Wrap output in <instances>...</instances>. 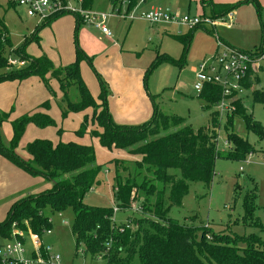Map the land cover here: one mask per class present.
<instances>
[{
  "label": "rangeland",
  "instance_id": "obj_1",
  "mask_svg": "<svg viewBox=\"0 0 264 264\" xmlns=\"http://www.w3.org/2000/svg\"><path fill=\"white\" fill-rule=\"evenodd\" d=\"M213 1L225 4V0ZM240 1L226 3L236 4ZM258 1L262 8L260 11H257V8L252 4L242 5L235 11V14L239 11L240 17L239 21L235 22V26H232L234 28L228 27V23L219 27L218 38L222 43L225 42L221 38L240 48H248L254 43H260L256 49L264 46L261 45L262 42L264 44V0ZM113 2L114 0H94L89 11L110 14L114 10ZM138 2L139 5L142 4V7H145L144 0H138ZM68 3L73 12L82 11L80 0H68ZM166 5L172 6L170 7L171 11L182 17H196L204 12L200 0H167ZM115 9L126 14L128 4L118 0ZM137 9L134 8L130 13L136 10L135 17L138 20L131 22L112 17L109 18L106 26L114 36L112 40L114 39L118 49H122L129 58L126 65L136 64L138 67L145 68L144 71L149 72L144 80V90L149 99L152 114L156 105L164 115L170 118H181L184 120V125H189L194 130L200 128L214 130L218 137V151L222 153H228L234 148L233 142L228 139L231 132L237 134L242 141L249 142L252 147L245 160L218 159L210 186L204 182H190L189 191L183 199L182 205L169 207L170 217L181 225L197 228L199 238L203 229L210 231L211 234H225L230 237L256 236L264 242V137L261 135L260 137L254 131H248L244 121L233 116L234 113L225 115L221 120L217 118V122H215V108H209L207 103L199 98V92L194 90L199 67L202 63L213 58L216 50L212 51V46L216 47L217 45L218 47V38L216 35L211 36L202 30H195L189 51L185 59L181 60L184 56V49L173 37L178 36L179 31L182 35L191 34V31L188 28L180 30L171 28L169 32L158 31L155 26L151 27L141 20V15L148 10L141 8L137 12ZM206 13L209 14V11ZM2 17L10 34L13 46L10 49L14 51L21 48L32 59L46 56L59 69L65 66L68 53H76L77 49L83 50L80 43V32L85 26L80 27L77 35L75 32L76 19L71 13L63 15L51 25L40 24L38 26L37 19L27 17L23 9H8L3 5ZM89 27L93 26H88L86 29ZM130 27L132 30L129 33ZM115 30H119V33H116ZM94 32L97 39L104 45L113 43L98 30L94 29ZM36 34L40 36L39 41L34 40ZM11 57L19 61L20 64L8 67V72L21 71L30 66L28 61L20 59L18 55L13 54ZM167 58H172L177 61V64L166 61ZM152 65L155 66L154 69H152ZM260 65L256 70L258 83L253 89L241 92L238 97L247 112L253 115L254 120L264 130V62ZM111 74L112 78H115L116 73L112 72ZM81 75L88 89L97 98L96 100H101L103 88L106 89V102L110 112L111 82L104 78L94 61L91 63L87 60L82 62ZM49 77L51 76L49 75ZM60 87L57 79L53 78H50L49 86L36 77H30L22 82L12 80L0 83V109L10 112L14 108L12 119L1 125L3 142L8 145L13 138L12 120L31 111H39L47 113L56 125L46 128L29 125L15 151L16 155L26 159L25 157L28 156L27 145L36 140H49L55 145L61 142H75L93 146L95 161L87 169L98 172L99 184L84 197L83 204L87 207L118 209L114 215L115 229H118L133 217L135 211L140 209L141 201L134 202L133 209L130 211L119 210V204L114 197L118 186L116 178L119 177L125 182L129 177V172L134 175L133 163L141 161V157L130 156L117 149L102 148L98 140L90 135L92 130H96V124H93V110L70 112L68 104L80 102L79 91L74 85H70L67 87V95H65ZM256 91H259L263 101L255 102L253 92ZM45 103L49 105L47 108H39ZM138 106L143 107V104H138ZM110 114L112 115V113ZM112 118L114 119L113 116ZM115 118L119 120L120 124L133 122V115L126 111L121 117L116 115ZM85 122H87V132L80 135L77 131ZM180 128L181 126L170 127L166 134ZM114 160H121L124 165L118 166ZM169 173L180 175V172L174 169H171ZM76 174V172L67 173L61 178L64 181H71ZM22 178L29 182L26 183ZM143 178L150 181L153 179V174L145 173L144 170L142 176L138 178L139 184ZM52 188V183L39 176L28 175L0 154V223L7 219L8 212L15 202L34 195L39 196ZM28 191H33V193H28ZM252 194L257 196L253 218L259 223L258 227L253 222L244 223L243 221L245 198ZM143 197L144 194L139 192L135 199L143 200ZM44 216L49 220L52 232L49 235L45 231L41 237L39 236L41 245L45 249H49L51 256H59L61 264H106L104 260H95L91 256L85 255L83 247H79L77 252L76 239L72 232L75 215L71 208L55 211L51 207H46ZM12 231L13 234L23 235L21 241L25 244V257L30 258L34 251L30 234H34V232L31 230L28 233H23L16 228H13ZM19 237L16 238L20 240ZM14 238L13 235L12 240ZM9 241L0 235V247ZM41 250L42 248H40Z\"/></svg>",
  "mask_w": 264,
  "mask_h": 264
},
{
  "label": "trees",
  "instance_id": "obj_2",
  "mask_svg": "<svg viewBox=\"0 0 264 264\" xmlns=\"http://www.w3.org/2000/svg\"><path fill=\"white\" fill-rule=\"evenodd\" d=\"M93 1L80 0L82 9L89 10ZM120 1L128 4L127 13L138 5V0ZM117 2L118 0H114V8ZM203 4L210 6L213 14L218 15L212 19L226 17L246 4H252L257 11L262 9L258 0H242L227 5H216L203 0ZM3 5L8 9L17 8L8 0H0V83L12 80L22 82L36 77L49 86V80L53 78L57 79L65 95L67 87L74 85L79 91L80 102L69 103L68 108L70 112L93 110V124H96V130L90 132L92 138L98 140L102 148L117 149L130 156L141 157V161L133 163L134 175L129 172L125 182L119 177L116 178L118 186L114 197L119 204V210L130 211L134 202H141L140 209L133 213V217L115 229L113 208H94L83 204L84 197L99 184L98 172L87 169L95 161L94 147L75 142H61L55 145L49 140H36L27 145L26 152L30 159L26 160L16 155L15 151L27 127L35 125L46 128L55 126V121L47 113L39 111L22 115L12 120L13 138L6 145L2 139L1 125L12 119L13 109L10 112L0 109V154L26 173L39 176L53 184L51 190L13 204L7 219L0 223L1 236L11 241L12 229L16 228L23 233L32 230L41 237L45 231L51 230L49 220L44 216L46 207L55 211L71 208L75 215L72 232L76 239L77 252L79 247H83L85 255L95 260H104L106 264H264V242L260 238L216 235L203 229L199 238L197 228L181 225L171 218L169 213V207L182 205L190 182L211 185L218 159L245 160L252 148L249 142L242 141L237 134L231 132L228 139L233 142L234 148L228 153H222L218 151V137L214 130H194L191 126L184 125L183 119L164 115L156 105L152 118L142 125L116 123L108 109L106 89L103 88L101 100H96L82 79L81 63L86 60L91 63L92 59L77 49L75 61L57 69L46 56L32 59L21 48L13 51L10 49L13 48L10 34L2 17ZM73 15L77 17L76 14ZM62 16L47 23L51 24ZM77 18L79 28L80 20ZM197 29L199 27L191 30L188 35L173 37L184 47L181 60L185 59ZM34 40H40L39 34L35 35ZM260 48L264 50V46ZM13 54L28 61L30 66L21 71L8 72V59ZM166 61L177 64L172 58H167ZM154 68L152 65V69ZM148 74L149 72H146V77ZM49 75L51 77L48 78ZM243 85L249 90L250 79ZM221 94V88L206 86L199 93V98L210 108L221 99ZM253 96L255 102L263 101L259 91L253 92ZM151 99L154 101L152 96ZM235 105L233 116L241 118L248 131H254L264 137L263 128L254 120L253 115L247 112L242 101L238 100ZM48 106V103H45L39 108ZM217 118L214 113L215 122ZM86 124L87 122L77 131L80 135L86 134ZM179 126L181 128L177 131L166 134L170 127ZM114 161L118 166L124 165L121 160ZM171 169L179 171L180 175L170 174ZM144 170L145 173H152L153 179L148 181L143 178L139 184L138 178ZM72 172L77 174L71 181L62 180L64 174ZM139 192L144 194L143 200L135 199ZM256 198L255 194L245 198L243 221L253 222L258 227L259 223L253 218ZM19 239L23 240L21 237ZM43 250L45 249L41 250L42 256L46 257Z\"/></svg>",
  "mask_w": 264,
  "mask_h": 264
},
{
  "label": "built area",
  "instance_id": "obj_3",
  "mask_svg": "<svg viewBox=\"0 0 264 264\" xmlns=\"http://www.w3.org/2000/svg\"><path fill=\"white\" fill-rule=\"evenodd\" d=\"M17 8L23 9L27 17L37 19L39 24H44L55 17L68 13L76 14L80 23L93 25L98 28L105 36L112 37L107 29L106 23L109 18L117 17L126 20H136L132 15L122 14L120 11L113 10L112 13H92L89 10L73 12L68 0H8ZM141 20L150 25H164L186 27L193 30L198 27H217L227 24L231 27L233 21L232 12L220 19H212L206 16H181L170 11V9L154 8L141 15ZM216 35V34H215ZM218 38V37H217ZM217 52L213 58L202 63L196 76L194 90L201 93L206 86H216L221 88V99L214 104L215 113L221 120L225 115H232L236 111V102L240 100L239 94L245 91L244 82L256 72L262 62H264V50L259 48L255 51H243L222 43L218 38ZM9 67L16 66L19 61L9 57ZM115 210V209H114ZM118 211L115 210V213ZM51 230L46 231L51 234ZM14 240L9 241L0 247V259L2 264H61L59 256H51L49 249L41 245V238L36 234H30L34 245L33 255L26 258L25 244L18 240L16 236L23 238L22 234L14 233ZM40 248L45 249L46 257L42 256Z\"/></svg>",
  "mask_w": 264,
  "mask_h": 264
},
{
  "label": "crops",
  "instance_id": "obj_4",
  "mask_svg": "<svg viewBox=\"0 0 264 264\" xmlns=\"http://www.w3.org/2000/svg\"><path fill=\"white\" fill-rule=\"evenodd\" d=\"M208 1H210L216 5H227L230 3H226V2L240 1V0H225L224 1L225 4H219V3L214 2L213 0H207V2ZM140 3H141V1H140ZM140 3L138 2V5L135 7L136 9L138 8L137 12L140 11L141 8H144V10H148V11H150L154 8L170 9V11L172 10L170 8L172 6L166 5L167 0H144L143 3H144L145 7H142V4L139 5ZM200 4H201L202 9L204 11L203 14L200 16H206V17H210V18L218 16V15L213 14L210 6L203 4V0H200ZM114 10H116V9L114 8ZM206 11H209V14H207ZM235 11L236 10L232 11L234 18H233L231 27L235 26L236 21H239L238 18L240 17V13L238 11V13L235 14ZM132 14L135 16L136 10L131 12V13H126L125 15L130 16ZM76 18L77 17H75V19ZM119 19H121V18H119ZM218 19H220V18H218ZM136 20H138V18ZM55 21L56 20H54L52 22H55ZM129 21H131V20H129ZM133 21H135V20H133ZM133 21H131V22H133ZM37 25L39 26L40 24L37 23ZM45 25H51V24L46 23ZM81 26H85L80 32V43H81L82 49H83L82 51L89 58H91L92 61H94V63L97 65L98 70L101 71V74L104 76V78L108 79L111 82V85H110L111 96L109 97V101H110L109 108H110V113H112V116L114 117V121H116V123L120 124L119 120H117L115 118V116L119 115V117H121V115L123 113H125V111L130 112L133 115V122L126 123L127 125L131 124V126H138V125H142L143 123L150 120L151 119L150 117H152L153 114H152V109H151L149 101H148L149 99H148V97L145 93V90H144V80L146 78V71H144L145 68L138 67V66H136V64H131L130 66L126 65L129 58L125 55V53L123 52L122 49H118L119 48L118 45L115 43L114 39L112 40V38L114 36H112V37L105 36L98 28H96L93 25H85V24L80 23L79 28H77V23L75 21V32L77 35L80 31ZM88 26H93V27H91V28L89 27L90 29L89 28L86 29V27H88ZM150 26L151 27L155 26L158 29V31H165V32H169L171 28H177L178 30H180L182 28H186V27L164 26V25H162V26L160 25L161 27H159V25H150ZM132 27L129 28V33L131 32ZM219 27H217L216 29H212L210 27L205 26V27H199V29H197V30H202L211 36H215V34H216V37H218L219 36V33H218ZM93 28L98 30L99 33L101 32V34L105 38H107L111 43L112 42L113 43L110 45H104L99 39H97V36L95 33L96 31L94 32ZM232 28H234V27H232ZM115 32L119 33V30H115ZM178 36H185V35H182L181 31H179ZM195 36H196V34H195ZM39 38H40V36H39ZM221 40L224 41L226 44L231 45L225 39L221 38ZM261 45H264L263 42ZM190 46H191V44H190ZM231 46H233V45H231ZM259 46H260V43H258V44L254 43L253 45L249 46L248 48H240L238 46H233V47H236V48L243 50V51H252ZM182 47H183V45H182ZM216 47H217V45H216ZM216 47L212 46V51H213V49L216 50L215 53L217 52ZM75 59H76V53L75 52L68 53L67 60H65L66 61L65 66L73 63L75 61ZM112 72L116 73L115 78H112V74H111ZM249 79L251 82V88L249 90H251L255 87V84L258 83V75L256 74V72H252V76ZM94 98L97 99L96 97H94ZM138 104H143V107H139ZM12 109H13V113H14V108H12ZM12 117H13V114H12ZM122 122L125 123L124 121H122ZM126 124H121V125H126ZM119 151H121V150H119ZM121 152H124V151H121ZM124 153L126 154V152H124ZM25 158H26V160L30 159L29 156H27ZM23 180L25 181V179H23ZM28 182H26V183H28ZM28 193H33V191H28Z\"/></svg>",
  "mask_w": 264,
  "mask_h": 264
}]
</instances>
